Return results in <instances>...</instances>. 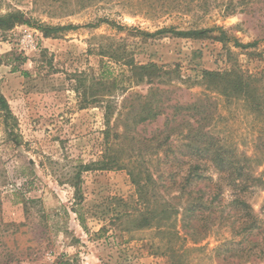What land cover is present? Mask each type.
I'll list each match as a JSON object with an SVG mask.
<instances>
[{
    "label": "rangeland",
    "instance_id": "1",
    "mask_svg": "<svg viewBox=\"0 0 264 264\" xmlns=\"http://www.w3.org/2000/svg\"><path fill=\"white\" fill-rule=\"evenodd\" d=\"M82 1L0 0L1 16L21 11L30 21L9 31L0 29V91L22 138L20 146L9 141L0 113V264L34 263L50 255L56 264H227L216 258L217 250L243 237L234 238L231 227L213 226L195 243L186 234L183 204L172 202L180 213L167 219L160 211L165 193L151 185L144 189L145 198L152 200L151 208L145 210L134 177L143 179L146 171L156 174L163 167L161 154L148 153L136 166L83 173L78 193L73 183L79 164L97 161L107 150L103 106L94 99L101 61L112 72L119 71L99 54L110 39L123 41L142 65L155 63L175 71L158 84L177 91L169 97L181 101L203 95L215 98V132L234 143L239 152L254 156V141L264 134L253 115L240 102L229 103L190 81L201 79L203 71L224 70L227 58L244 71L264 73V42L242 50L213 39L171 34L145 38L135 29L155 33L171 26L189 30L217 25L247 44L264 36V10L255 7L224 17L220 9L203 16L180 10L163 13L159 6L149 9V14L107 1L81 8ZM104 17L127 28L95 27ZM45 25L79 28L46 39L40 29ZM149 86L143 82L133 89L145 94ZM158 120L139 131L151 136L163 126L164 117ZM127 147V153L131 152ZM257 164L256 171L264 172V159ZM246 196L264 220V189ZM232 199L233 192L227 191L225 202ZM151 210L154 218L146 226L144 218L151 219Z\"/></svg>",
    "mask_w": 264,
    "mask_h": 264
},
{
    "label": "trees",
    "instance_id": "2",
    "mask_svg": "<svg viewBox=\"0 0 264 264\" xmlns=\"http://www.w3.org/2000/svg\"><path fill=\"white\" fill-rule=\"evenodd\" d=\"M102 1L117 2L137 12H148L149 9L161 6L160 10H165L163 13L180 10L194 12V15L202 13L203 16L216 9H220L224 17L247 13L255 7L264 10V0H83L80 6L87 8ZM157 2L159 4L155 5ZM18 24H30L23 12L0 15V29L9 31ZM101 24L119 31L127 28L107 17L100 18L94 26ZM78 28L73 25L40 27L46 39L57 38L63 31ZM135 30L145 38L171 34L184 39H213L225 45L233 43L234 48L242 50L256 48L264 42V36H259L252 43H242L229 35V29L217 25L189 30H178L171 26L155 33ZM100 48L99 54L119 67L116 74L107 63L101 61L100 77L97 80L98 96L94 99L95 103L103 106V136L107 150L97 161L76 167L73 186L77 193L80 191L83 173L121 169L126 165L136 166L140 162L138 160L145 161L148 153L161 154L163 167L156 174L146 171L144 180L134 177L145 210L151 208L152 200L145 198L144 189L150 185L152 189L158 187L165 193L162 199L164 209L160 211L167 219L180 213L178 208L170 205L172 202L183 204L182 219L187 226V237L192 241L197 243L203 239L213 226L227 225L232 228L234 238L240 235L243 237L241 241L234 240L220 247L216 258L227 264H261L264 261V220L248 202L246 195L264 189V172L256 171L259 159L260 163L264 159V138L261 136L254 141V156L239 152L234 143L222 139L215 132L213 124L218 108L215 98L203 95L194 96L190 101H181L180 98L169 97L168 94L177 91L162 88L158 84L175 71L155 63L142 65L135 60L133 51L123 41L110 39L108 46ZM226 63L224 70L203 71L201 79L191 80V84L216 93L229 103L240 102L243 110L253 115L264 134V73L244 71L238 63L228 58ZM143 82L150 85L145 94L133 89ZM0 113L9 141L16 146L22 145L11 106L1 91ZM161 117H164L163 126L151 132V136L139 131V127L145 126L146 129ZM127 146L131 147L129 153L126 151ZM227 191H232L234 196L228 203L225 202ZM150 213L153 214L151 219L144 218L146 226H150L155 211L151 210Z\"/></svg>",
    "mask_w": 264,
    "mask_h": 264
},
{
    "label": "built area",
    "instance_id": "3",
    "mask_svg": "<svg viewBox=\"0 0 264 264\" xmlns=\"http://www.w3.org/2000/svg\"><path fill=\"white\" fill-rule=\"evenodd\" d=\"M19 264H56V259L52 255H50L44 261H39V262H34V263H31V262L26 261V262H21Z\"/></svg>",
    "mask_w": 264,
    "mask_h": 264
}]
</instances>
